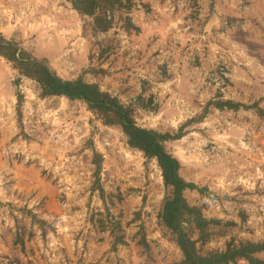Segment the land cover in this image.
Instances as JSON below:
<instances>
[{
    "label": "rangeland",
    "instance_id": "rangeland-1",
    "mask_svg": "<svg viewBox=\"0 0 264 264\" xmlns=\"http://www.w3.org/2000/svg\"><path fill=\"white\" fill-rule=\"evenodd\" d=\"M134 2L129 15L138 33L116 22L93 35L89 18L61 0H0V31L62 77L102 68L84 80L130 104L138 125L175 132L184 124V134L164 144L179 160V174L204 188L186 189V201L221 220L210 226L203 251L229 239H264V116L208 103L256 102L264 111V0ZM17 76L0 57V264L179 260L156 215L167 190L155 160L129 147L118 127L103 125L84 103L41 97L36 82ZM93 152L101 156L100 184L112 194L107 206L126 240L115 250L93 221L104 212L90 190ZM27 210L45 223L40 227Z\"/></svg>",
    "mask_w": 264,
    "mask_h": 264
},
{
    "label": "trees",
    "instance_id": "trees-1",
    "mask_svg": "<svg viewBox=\"0 0 264 264\" xmlns=\"http://www.w3.org/2000/svg\"><path fill=\"white\" fill-rule=\"evenodd\" d=\"M69 2L80 15L90 18V32L93 35L109 31L116 22L127 34L140 31L139 26L132 21L129 15L135 5L134 0H69ZM105 50L100 47L98 55L101 56ZM0 57L17 71L16 81L20 77H26L36 82L41 97L58 96L84 103L86 108L103 125L118 127L125 136V142L129 147L140 151L146 159L153 158L155 160L162 184L167 190V195L164 196L161 208L156 214L157 219L163 229L171 235L181 256L179 260L169 264H235L239 260H244L248 264H264V239L239 241L229 239L221 249L202 250V245L212 236L210 226L220 225L221 220L206 218L199 206L189 204L184 197L186 189L204 191V188H199L196 184L186 181L179 174L180 162L166 149L164 144L167 140L179 139L184 134V124L180 125L175 132H162L138 125L130 104L122 103L117 95L102 89L98 83L84 80V73H103L102 68L88 67L75 77H62L46 58L33 55L20 47L17 42L6 38L1 31ZM16 98L17 105H19L21 96L16 94ZM138 98L139 105L143 107L140 96ZM208 103L218 109L254 108L259 115L264 116V111L256 102L244 104L225 99L213 100ZM91 161L94 164V179L90 190L97 191L104 211H96L93 221L99 230H107L111 237L110 248L115 250L117 245L125 244L126 240L121 233L119 220L113 216L107 206V203H111L112 194L105 192L100 184V154L93 152ZM26 213L40 227L45 223V220L36 218L30 210H27ZM233 223L229 222V224ZM141 228H139V232H141ZM139 241L144 247H148L143 233L140 235Z\"/></svg>",
    "mask_w": 264,
    "mask_h": 264
},
{
    "label": "crops",
    "instance_id": "crops-1",
    "mask_svg": "<svg viewBox=\"0 0 264 264\" xmlns=\"http://www.w3.org/2000/svg\"><path fill=\"white\" fill-rule=\"evenodd\" d=\"M69 9L70 11L74 12L77 16L79 17H83L82 15H80L76 10H74L71 5H70V2L69 0H61ZM151 8V6H149ZM86 17V16H85ZM89 21H90V18H89ZM89 28H90V25H89Z\"/></svg>",
    "mask_w": 264,
    "mask_h": 264
},
{
    "label": "built area",
    "instance_id": "built-area-1",
    "mask_svg": "<svg viewBox=\"0 0 264 264\" xmlns=\"http://www.w3.org/2000/svg\"><path fill=\"white\" fill-rule=\"evenodd\" d=\"M139 1V0H138ZM141 1V0H140ZM134 7H136V5H134Z\"/></svg>",
    "mask_w": 264,
    "mask_h": 264
}]
</instances>
